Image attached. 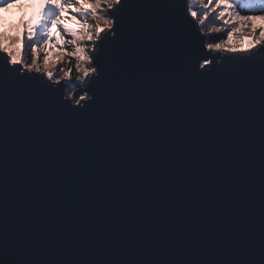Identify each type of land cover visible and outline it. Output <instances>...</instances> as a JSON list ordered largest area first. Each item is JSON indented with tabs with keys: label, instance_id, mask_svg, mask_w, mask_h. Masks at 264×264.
<instances>
[{
	"label": "water",
	"instance_id": "1",
	"mask_svg": "<svg viewBox=\"0 0 264 264\" xmlns=\"http://www.w3.org/2000/svg\"><path fill=\"white\" fill-rule=\"evenodd\" d=\"M261 258L264 62L194 77L149 16L79 116L0 95L4 264Z\"/></svg>",
	"mask_w": 264,
	"mask_h": 264
},
{
	"label": "clouds",
	"instance_id": "2",
	"mask_svg": "<svg viewBox=\"0 0 264 264\" xmlns=\"http://www.w3.org/2000/svg\"><path fill=\"white\" fill-rule=\"evenodd\" d=\"M136 2L151 0H133ZM194 2L200 9L212 6L196 26L204 41L203 52L215 58L216 66L237 54L252 55L264 62V11L242 15L230 0H215V4L212 0L207 4L204 0H188L189 4ZM121 3L122 0H0V69L20 77H38L53 89L61 87L62 102L83 107L92 99L86 85L99 75L94 63L96 45L102 33L114 36L115 18L108 13ZM260 7H264V0H260ZM213 12V21L219 23L209 21L205 25ZM16 13L19 18H15ZM210 66L211 59L201 61L196 71ZM255 264H264V258Z\"/></svg>",
	"mask_w": 264,
	"mask_h": 264
},
{
	"label": "snow or ice",
	"instance_id": "3",
	"mask_svg": "<svg viewBox=\"0 0 264 264\" xmlns=\"http://www.w3.org/2000/svg\"><path fill=\"white\" fill-rule=\"evenodd\" d=\"M212 3L215 4V0H212ZM230 3L234 4L235 10L242 15L248 14L249 11H264V7L258 9L260 0H230ZM204 12L206 11L197 9L191 4L185 5L184 0H164L163 4L155 3L153 0L136 3H133V0H122L119 7L108 13L115 18L114 36L109 38L106 33H102L96 45L94 63L99 75L87 83L86 90L92 99L83 107H72L62 102L60 100L61 87L53 89L38 77H20L6 68L0 69V95H6L10 91H21L33 100L54 103L58 110L69 116H79L87 107L96 103L100 86L108 80L109 71L115 60L128 48L134 34L144 25L145 18L149 16L155 18L156 27L165 33L178 49L194 77L211 74L221 76L230 69L239 71L253 63L254 56L237 54L234 57H226L222 65L216 66L215 58L204 54V41L199 36L196 26V21L202 17ZM215 14L213 12V16ZM209 21H212L210 16L205 20V25ZM209 59L212 60V66L197 72V65ZM0 264L4 262L0 261ZM9 264H15V262H9Z\"/></svg>",
	"mask_w": 264,
	"mask_h": 264
},
{
	"label": "rangeland",
	"instance_id": "4",
	"mask_svg": "<svg viewBox=\"0 0 264 264\" xmlns=\"http://www.w3.org/2000/svg\"><path fill=\"white\" fill-rule=\"evenodd\" d=\"M188 1V0H187ZM23 2L24 3H30L31 2V0H23ZM204 3L205 4H207V0H204ZM191 5H193L195 8H197V9H200L199 8V6H198V4L197 3H192ZM212 6L211 5H209V8H205V9H202L203 11H209V9L211 8ZM13 11H14V8H13ZM2 15H5V16H7V13H3ZM19 13H16L15 14V18H19ZM210 17H212V21H213V13H211L210 15H209ZM213 22H215V23H219L218 21H213ZM259 32H260V29L259 28H257V31H256V36H258L259 35ZM220 35H224L223 33L222 34H220Z\"/></svg>",
	"mask_w": 264,
	"mask_h": 264
}]
</instances>
